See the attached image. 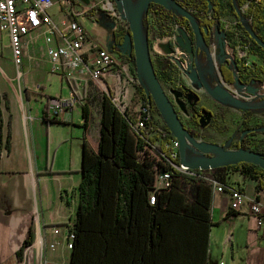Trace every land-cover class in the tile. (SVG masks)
Instances as JSON below:
<instances>
[{"label": "crops", "instance_id": "1", "mask_svg": "<svg viewBox=\"0 0 264 264\" xmlns=\"http://www.w3.org/2000/svg\"><path fill=\"white\" fill-rule=\"evenodd\" d=\"M72 2L53 0L49 13L57 23L75 20L84 29L83 58L89 63L97 48H107L118 20H123L119 12L118 18L107 13L111 0H76L74 6ZM153 17L159 26L151 23L147 32L149 39L154 36L151 55L168 57L167 44L175 46L169 37L178 34L176 24ZM43 32L40 28L25 38L18 68L8 37L0 31V264H69L71 249L66 243L81 181V104L90 109L85 129L91 142L99 138L103 93L87 72L51 71ZM112 53L134 68L131 58ZM52 99L70 102L56 114L58 122L43 117L44 108L52 113ZM227 171L246 196L235 210L230 209L228 191H216L200 177L196 182L178 179L166 191L164 203L175 209L165 216L155 258L169 264H264V208L259 225L248 200L264 194V174L255 179L239 169Z\"/></svg>", "mask_w": 264, "mask_h": 264}, {"label": "trees", "instance_id": "2", "mask_svg": "<svg viewBox=\"0 0 264 264\" xmlns=\"http://www.w3.org/2000/svg\"><path fill=\"white\" fill-rule=\"evenodd\" d=\"M175 1L190 11L195 10L196 12H191L199 25L211 29L216 21L219 30H223L220 18L227 13V10L222 1ZM228 4L230 13L237 21L236 27L245 36L244 40L249 53L259 57L263 56L264 50L243 30L239 16H245L255 33L264 40V0H228ZM244 5L247 6L246 10L240 11ZM236 10L240 11L239 15ZM209 11L212 12V18L215 21L207 18ZM149 13L161 20L182 26L190 32L188 21L184 17L175 15L156 4H151L143 17L144 28L147 32L149 31L147 17ZM128 29L117 28L113 33V43H120ZM233 35L232 31L226 32L224 49L227 53ZM204 39L207 42L208 34L204 35ZM239 61L235 59L237 66ZM152 62L159 81L166 84L174 82V72L177 67L167 56H156L152 58ZM220 71L224 81L232 84L233 71L229 64L220 65ZM262 72H264L263 67L256 71L257 75ZM238 73L243 82L249 83V80H253L241 67H238ZM137 91L148 106L150 114L147 131L142 133V137L131 132L130 118L116 108L109 96L103 94L100 103L99 138L95 144L92 143L85 129L89 122L90 109L86 104H81L84 116L81 181L78 207L71 232L73 238L69 264H169L161 262L152 255L163 237L161 228L165 216L167 213H173L175 209L173 204L164 203L166 191H171L174 182L178 179L196 182L195 178L198 177L176 170L166 163L163 156L159 157V153L167 155L164 144L174 137L166 125L159 128L155 123L153 113L157 109L152 102H148L140 84L137 85ZM1 114L0 108V121ZM43 117L46 121H59L56 114L49 113L46 108L43 109ZM243 122L245 123L246 119ZM261 126L264 127V122ZM245 128L249 127L245 125ZM150 133L151 136L148 135ZM157 141H160L159 146L156 145L153 148L152 145ZM253 144L251 147L250 141L244 138L237 143V147L264 154V140L254 141ZM154 149L159 158L153 155ZM173 162L179 164V158ZM228 168L239 169L243 175L255 179L264 174V169L259 166L242 162L213 169L217 181L223 182L224 171ZM158 169H169L172 182L169 188L156 192L155 202L152 204L149 197L153 189L155 172ZM24 245H28V242Z\"/></svg>", "mask_w": 264, "mask_h": 264}, {"label": "built area", "instance_id": "3", "mask_svg": "<svg viewBox=\"0 0 264 264\" xmlns=\"http://www.w3.org/2000/svg\"><path fill=\"white\" fill-rule=\"evenodd\" d=\"M52 5L53 0H0V31L8 37L14 64L19 68L23 63L25 38L31 32L42 28L45 42L44 51L51 61V71L54 73L65 71L68 75H82L87 72L90 79L98 84L102 93L110 97L111 102L116 108L130 118L129 125L131 132L138 135V137H142V133L147 130V121L150 119L148 106L145 101L141 99L136 106L133 116L127 113L130 97L139 84L131 63L127 59L117 60L114 53L104 47L97 48L90 62L86 63L82 50L86 41L84 29L75 20H64L60 23L55 22L49 13ZM108 7L110 12L107 11V13L113 18H118V11L115 9L112 1L109 2ZM191 11L196 12L195 10ZM207 18L215 21L208 13ZM175 26L178 27L177 24ZM172 34L169 38L175 40V34ZM174 48V54L180 57L181 52L178 47L175 45ZM177 70L180 71L178 67ZM107 79L110 80L107 81ZM175 85L176 88L174 89L178 92H180L178 89H184L179 77L176 79ZM170 94L175 98L172 103L179 117L187 115L189 113L187 106L188 103L190 104V101L181 100V92L177 98L172 93ZM179 101L182 102L183 107L178 104ZM69 103L67 100L52 99L50 103L52 114L63 112ZM159 144L160 141H157L152 147L155 148L154 146H159ZM164 146L167 155L159 153V157L163 156L166 163L180 172L205 179L216 191H228L230 209H238L246 196L241 187L227 177V170L230 168L224 171L223 182H219L214 176L213 169L191 170L180 163H174L173 160L179 158V144L175 138L166 142ZM171 182L172 175L169 169L156 170L153 189L149 197L150 203L153 204L155 202L156 192L169 188ZM248 200L250 202V210L256 216L257 223L260 225L263 222L261 209L264 208V194L259 192L257 196ZM72 238L73 234L70 233L68 235V242L66 243L69 249L72 248ZM24 247H27V245ZM49 247L52 248L53 244H50ZM217 264L224 263L221 261Z\"/></svg>", "mask_w": 264, "mask_h": 264}, {"label": "water", "instance_id": "4", "mask_svg": "<svg viewBox=\"0 0 264 264\" xmlns=\"http://www.w3.org/2000/svg\"><path fill=\"white\" fill-rule=\"evenodd\" d=\"M112 2L119 12L121 19L128 23L129 29L123 35L120 43L114 44L113 41L108 42L107 49L111 52L133 58L135 74L143 89L144 95L148 102L153 103L163 117L168 130L178 141L179 163L191 170L215 169L242 162L251 163L264 169V154L260 152L243 147L230 150L215 143L202 142L194 139L190 131L184 126L174 104L169 99L156 76L148 34L143 24V17L148 12L151 4L160 5L175 15L184 17L188 21L190 32L185 30L182 26L176 27L178 34L175 36V45L178 47L181 55L177 57L174 54L175 48L167 44L168 58L176 67L184 72L192 83H196L199 87H204L214 99L221 102H229L241 108H249L250 105L246 99L240 100L234 97L233 93L223 85L216 84L210 87L205 82L206 79L202 78L198 70V68H200L199 66H197L195 70L190 67L188 62L186 69L183 66L184 60L193 62L194 58H198V56L201 55L204 46L207 44L204 35L211 33V29L199 25L192 12L175 0H112ZM236 12L239 15L240 11L236 10ZM239 22L249 38L255 41L264 50V40L261 39L248 24V19L240 15ZM224 40H222L221 37L217 39L221 58L227 55L224 49ZM111 44H113V48L110 47ZM229 60L228 64L231 62V57ZM218 69L221 82H225L220 71V66ZM237 70L238 67L234 65L232 69L233 84L237 86V88L243 89L245 87L246 90L253 95L264 93V89L253 87L251 84L247 85L242 82L238 74H236ZM183 90L187 92L185 88ZM170 93L176 98L180 96V92L174 88L170 90ZM188 101H191L190 97ZM178 104L183 107L182 102L179 101ZM254 130L257 129H246L242 136ZM260 130L264 132V127H261Z\"/></svg>", "mask_w": 264, "mask_h": 264}, {"label": "rangeland", "instance_id": "5", "mask_svg": "<svg viewBox=\"0 0 264 264\" xmlns=\"http://www.w3.org/2000/svg\"><path fill=\"white\" fill-rule=\"evenodd\" d=\"M75 1L73 0L72 2L71 0V5L74 6ZM220 1H222V3L228 7L227 13L222 15L220 18V24L223 27V30H219L218 23L214 22L210 30L211 33L207 40V44L204 46L201 55H199L198 58H194L193 62L184 60L183 66L186 69L188 62L190 67L194 70L197 68V66H199L200 70L202 71L208 70L205 82L210 87H213L216 84H221L230 90L234 97L240 100L246 99L249 102L250 107L241 108L232 105L229 102H221L214 99L204 87H199L196 83H192V81H190L181 70L179 71L176 69L174 76L176 79H178V77L180 78L181 85L187 90L188 94H190L188 97L191 98V103H193V106L189 110L190 113L185 116L183 115L180 118L194 139L202 142L215 143L225 147L226 149L235 150L238 148L237 143L240 141L244 130H246L245 125L249 127L247 129H257L254 130V132L252 131L253 134H249L251 132H248L242 136L246 138V140L250 141L251 147H253L254 141L264 140V134L260 130L262 127L261 125L264 122V93L253 95L250 94L245 87L243 89H239L233 83L228 84L226 82H221V76L218 67L220 65H228V62L230 61L229 58L231 57L229 66L233 69L234 65L237 66L235 59H240L237 67L243 68L246 75L252 77L253 79L249 80V83H244L247 85L251 84L253 87L264 89V72L260 73L259 75L256 73L258 68H264V55L259 57L252 56V54L249 53V48L246 41L244 40L245 36H243L242 31L236 27V19L234 15L230 13L228 0ZM245 10L246 5L240 8V11ZM208 15L212 16V12L209 11ZM153 16L154 15L150 13L147 15L149 25L152 23L159 26L158 22ZM117 25L118 28H128V23L125 20H118ZM227 31H232L234 35L231 39L227 55L221 58L219 55V44L217 39L218 37H221V39L224 40L226 38ZM152 40H154V36L148 39L150 46ZM154 57L155 56H152V58ZM245 64L247 65L245 66ZM236 74L239 76L238 70ZM175 78L174 82L170 84L160 81L163 89L166 91L171 101H173V96L170 94V90L172 88H176ZM97 89L100 93H102L99 87H97ZM140 101L141 95L136 88L130 97L129 110L127 111L130 116H133L136 106ZM199 107H203L209 112L201 110L203 116L199 117V120L197 121L195 113L199 110ZM153 119L159 128H162L164 125H166L158 110L153 113ZM244 119H246L245 123L243 122ZM148 135L151 136V133ZM152 152L157 158L158 156L155 153V149Z\"/></svg>", "mask_w": 264, "mask_h": 264}, {"label": "flooded vegetation", "instance_id": "6", "mask_svg": "<svg viewBox=\"0 0 264 264\" xmlns=\"http://www.w3.org/2000/svg\"><path fill=\"white\" fill-rule=\"evenodd\" d=\"M209 36H210V33H208V38H209ZM110 47H112L113 48V44H111L110 45ZM207 73H208V70L206 71ZM180 92H181V96H180V99L181 100H183V101H186V100H188V96L190 95V94H188V92H186V91H183V89L182 88H180V89H178ZM175 98L173 97V100H174ZM191 99V98H190ZM193 106V103H191V101H190V104L188 103V109L190 110V108ZM201 110H204V108L203 107H199V110L195 113V115H196V119L197 120H199V117H202L203 115H202V113H200L201 112ZM189 113H190V111H189ZM209 114V113H208ZM254 132V131H253ZM242 137V136H241ZM244 139V137H242L241 138V140H243Z\"/></svg>", "mask_w": 264, "mask_h": 264}, {"label": "bare ground", "instance_id": "7", "mask_svg": "<svg viewBox=\"0 0 264 264\" xmlns=\"http://www.w3.org/2000/svg\"><path fill=\"white\" fill-rule=\"evenodd\" d=\"M198 70H199V72H200L202 78H203V79H206V78H207V72H206V71H202V70H200V68H198Z\"/></svg>", "mask_w": 264, "mask_h": 264}]
</instances>
